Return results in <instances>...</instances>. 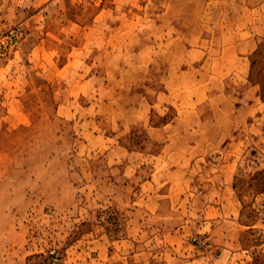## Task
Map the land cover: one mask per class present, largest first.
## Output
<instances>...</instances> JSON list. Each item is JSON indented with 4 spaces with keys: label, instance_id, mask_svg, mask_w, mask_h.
<instances>
[{
    "label": "rangeland",
    "instance_id": "374dc122",
    "mask_svg": "<svg viewBox=\"0 0 264 264\" xmlns=\"http://www.w3.org/2000/svg\"><path fill=\"white\" fill-rule=\"evenodd\" d=\"M262 1L249 0L252 15L232 11L233 23L254 34L258 46L242 77L218 80V127L202 128L218 142L190 148L206 153L189 171L190 189L176 206L154 213L136 203L145 173L135 171L136 156L125 157L124 146L160 147L144 142L140 123L126 133L133 139L123 132L94 136L112 128L99 117L102 100L124 101L126 90L116 78L104 90L105 67L97 61L87 69L85 58L92 45L95 55L104 45L131 52L173 34V26L183 28L182 13L161 12L169 3L181 12L184 0H0V264H167L173 245L166 236L174 230L197 250L208 247L203 211L214 200L218 250L235 232L229 243L240 251L237 260L249 255L248 264H264V11L256 8ZM14 30L20 37L9 38ZM74 46L80 61L64 64ZM123 58L108 63L116 75L124 65L137 69L134 53ZM137 70L145 75L148 68ZM83 72L94 75L97 88L74 96L73 79ZM216 167L218 195L209 190Z\"/></svg>",
    "mask_w": 264,
    "mask_h": 264
},
{
    "label": "crops",
    "instance_id": "0c3cea01",
    "mask_svg": "<svg viewBox=\"0 0 264 264\" xmlns=\"http://www.w3.org/2000/svg\"><path fill=\"white\" fill-rule=\"evenodd\" d=\"M196 1L184 0L185 5L181 12H174L170 3L164 8L161 13H182L184 21L183 28L173 26V34L167 33L160 41L151 37L145 43H138L131 52L121 48L118 53L109 52L104 45L102 52L96 55L92 45L86 56L89 58H85L91 64H88L87 69L94 67L97 61L105 67L104 74L101 75V86L104 90L109 88L111 78H116L126 90V97H119L124 98V101L117 102L107 97L102 100L99 117L102 122L108 119L112 128H105L107 130L103 133L101 130L99 133L94 132V136L106 138L111 135L118 136L121 132L130 133L133 132V125L140 123L147 128L144 142L160 147V150L152 151L142 148L134 150L124 146L125 157H132L133 154L136 156L135 171L145 173L139 181L142 182L141 186L135 187L137 197H142L136 203L144 205L154 213L169 205L176 206L181 201L183 192L190 189L189 171L193 163L201 158L205 159L206 155L192 152L190 148L204 147L209 141L218 142V137L207 139L202 129L207 125L218 127V96L223 97L222 90L218 91V80L242 77L248 66L249 55L258 46L255 35H245L248 31L234 24L232 19L235 13L246 16L254 13L255 5L249 0H218L216 3L213 0H198L199 4ZM256 8L264 11V0ZM233 9L235 11L232 14ZM169 28L171 25L167 27ZM181 30L184 35L179 39ZM76 50L77 47H72L64 64L80 61V51ZM129 53L136 55L137 69L143 65L148 68L145 75L125 65L117 75L112 72L108 65L110 61H115L112 58L118 55L126 61ZM155 68L158 70H154ZM128 74L133 77L128 78ZM94 78V75L86 72L80 73L79 77L73 79L72 95L84 97L92 94L98 83ZM133 89H137L135 94L132 93ZM86 108L91 109L90 106ZM170 111H173V115H169ZM184 128H194L197 134H185ZM108 129H111L110 135ZM126 135L133 139L134 134ZM111 154H114V150L108 156ZM212 173L217 177L209 190L218 195V167ZM223 187L220 186V189ZM148 190L150 192L147 193ZM226 190H230L229 185ZM229 199L236 203L232 194ZM214 202L205 204L207 207L203 211L202 226L208 231V247L197 250L185 236L182 238L178 235L181 234L180 229L174 230L166 236L170 245H173L170 247L172 256L167 264H177L179 261L182 264H248L249 255L238 261L240 251L229 243L235 237V232H231L228 242L218 250V221L213 222L218 217V200ZM176 243L178 248L175 247ZM227 255L230 258L224 260Z\"/></svg>",
    "mask_w": 264,
    "mask_h": 264
},
{
    "label": "built area",
    "instance_id": "2783aa9c",
    "mask_svg": "<svg viewBox=\"0 0 264 264\" xmlns=\"http://www.w3.org/2000/svg\"><path fill=\"white\" fill-rule=\"evenodd\" d=\"M9 38H18V37H20V34H19V32L18 31H12L10 34H9V36H8ZM11 41H13V40H11ZM202 240V238H200L199 237V241H201ZM204 241V240H203ZM205 242V241H204Z\"/></svg>",
    "mask_w": 264,
    "mask_h": 264
}]
</instances>
